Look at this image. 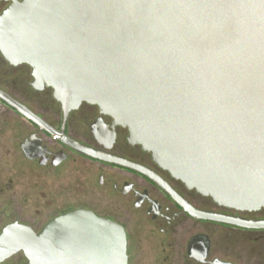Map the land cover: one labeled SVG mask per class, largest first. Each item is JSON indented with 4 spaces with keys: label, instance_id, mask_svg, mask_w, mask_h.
Returning <instances> with one entry per match:
<instances>
[{
    "label": "water",
    "instance_id": "95a60500",
    "mask_svg": "<svg viewBox=\"0 0 264 264\" xmlns=\"http://www.w3.org/2000/svg\"><path fill=\"white\" fill-rule=\"evenodd\" d=\"M0 54L9 65L30 67L33 89H51L63 124L81 103L94 105L188 189L226 208L264 209V0H12L0 14ZM0 100L42 127L1 90ZM60 139L145 174L177 200L148 171ZM16 174L0 172V226L12 217L39 223L48 214L45 190L23 188ZM11 177L19 186L1 191ZM54 184L61 183L47 186ZM184 209L199 219L264 227ZM7 259L126 264V239L119 225L75 209L37 233L17 222L4 226L0 263Z\"/></svg>",
    "mask_w": 264,
    "mask_h": 264
},
{
    "label": "flooded vegetation",
    "instance_id": "af4514ba",
    "mask_svg": "<svg viewBox=\"0 0 264 264\" xmlns=\"http://www.w3.org/2000/svg\"><path fill=\"white\" fill-rule=\"evenodd\" d=\"M11 2L0 0V14ZM18 67L26 70L16 72ZM31 79L29 66L9 65L0 54V90L42 123L40 127L0 100V159H4L0 161V172L17 173L23 188H43L48 214H40L36 220L39 223H25L12 217L0 226V231L7 224L17 222L37 233L59 215L82 209L123 229L126 264H214L218 261L264 264V227L247 228L195 218L184 205L200 212L263 224L264 209L226 208L188 189L160 168L150 153L130 144L127 129L115 124L94 105L81 103L68 113L63 124L60 105L52 98L51 89L35 90L30 86ZM60 138L148 171L177 200L145 174L83 155ZM7 156L11 159H5ZM54 181L60 182V186H47ZM15 186L19 185L11 177L6 189L1 191ZM67 193L73 195L67 196ZM243 242L248 244V249L243 248Z\"/></svg>",
    "mask_w": 264,
    "mask_h": 264
}]
</instances>
